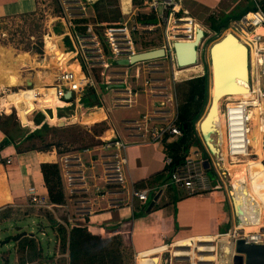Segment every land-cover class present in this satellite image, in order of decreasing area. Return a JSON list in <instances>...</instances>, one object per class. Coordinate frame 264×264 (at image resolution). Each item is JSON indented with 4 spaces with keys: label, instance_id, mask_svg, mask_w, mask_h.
Masks as SVG:
<instances>
[{
    "label": "crops",
    "instance_id": "obj_1",
    "mask_svg": "<svg viewBox=\"0 0 264 264\" xmlns=\"http://www.w3.org/2000/svg\"><path fill=\"white\" fill-rule=\"evenodd\" d=\"M96 1L98 0H94V2L91 0L92 4ZM126 1L124 0V6ZM262 1L180 0V5L185 10L192 12L194 17H199L206 9L208 14L220 13L224 19L238 16L254 5L259 10ZM38 6V0H0V21L33 14L37 12ZM132 7L134 8L133 5ZM129 9H131V3L127 11L124 10V12H128ZM184 21H187V23L192 22L187 28H191L193 31L199 28L192 19H185ZM54 52L53 54L57 53L56 56H58L59 51ZM197 69L198 67L195 66L178 70L177 76L180 72L197 73ZM174 74L172 73L167 78L160 76H158L159 79L152 78V80L158 81L156 87L163 86L166 91L158 90L157 94L155 93L150 97L134 95L131 104L124 105V102H122V99L129 97L128 92H126V95L123 93L122 98L119 95L114 97L110 102L112 104L106 100L104 95L100 96L98 94L103 105L100 121L105 123V127L101 132L102 135H97L95 138L100 140L102 137L116 136L126 144L128 166L126 167L125 183L123 185L106 183L103 165L108 161L106 155L109 153L102 150V141H99L100 143L93 147L78 149L73 147L62 152H58L57 149L54 151H39L22 148L25 142L19 145H10L0 150V158L3 160L11 158L12 160L10 165L0 164V220L16 224L19 220L16 216L21 214L19 212H24L25 216L19 221L26 222V226L29 225V220L32 221V225L37 222V224L43 225L44 228L46 227L45 232L48 228H51L54 238L55 231L52 229L54 223L62 224L69 230L76 225L87 224L92 234L105 239L121 236L125 245L134 251L136 264H142V260L155 258L159 260L157 264H161L162 259L171 260V264H173V259L179 258L177 250L181 247L177 246H186L191 251L194 248L198 249L199 245L218 242L219 240L216 241V239L225 236L223 232L233 225V219L231 213L224 211L217 200L224 202L228 210L229 202L233 196L232 191L228 192L226 190V187L220 181L223 178L219 179L212 169L214 176H211L204 169L206 174L204 184L206 187L199 192L190 194L186 188L174 186L171 179L165 180L168 176L167 169L169 167L166 166L165 161L167 156L171 157L168 145L177 142L180 138H172L170 141L165 140V143L160 145L150 142L149 133L153 127L162 126L177 116L178 110L174 108L175 94L172 93L176 85ZM16 86L18 85L5 87ZM103 88L105 94L109 90L115 93L124 90L115 88L112 85H105ZM39 89L41 88L37 87L31 91H24L25 97L14 96L9 103L15 104L17 111L29 108L32 96ZM251 92L246 91L245 93L250 95ZM212 93L213 91H211V96ZM142 100H146L147 107L146 109L143 108L142 118L139 121L114 116L116 109L139 107ZM91 108L96 110V104L92 103ZM89 110L91 111V109ZM52 111L54 118L50 121L55 123L59 114L55 109ZM97 112L94 116L101 115L100 110ZM44 115L46 121L49 116ZM88 116L90 117L89 114ZM4 139L5 134L0 129V143ZM204 149L208 153L205 146ZM192 150H195V154L197 153L196 158L190 155ZM202 156L206 158L202 148L192 146L186 154L185 163L188 161L196 164L203 163L204 166L205 159H201ZM46 163L59 165L66 201L63 205L51 204L49 208H38L29 205L27 195L29 188H35L40 196L49 201L48 190L41 172V165ZM239 166L247 170L246 174L249 175V178L246 179L245 176L238 175L237 170L234 168ZM229 171L230 176L234 178V192L238 208L243 210V213H239V216L236 215L240 219V229L247 230L261 225L264 215V168L257 160V162L244 165H237L236 163ZM67 174H71V178L75 179L69 182ZM149 180L155 185L161 182L166 183L158 188L155 185L151 186ZM246 180H250L251 184ZM217 181H220V184L214 183ZM210 182L214 185L211 190L207 186ZM134 190H148L150 192L148 201L144 203L134 197L132 194ZM160 190L163 191L161 196L153 209L147 213V208L152 201L151 194L155 193L156 195ZM208 193L212 194L211 200L207 198ZM220 193L223 195L222 197L218 195ZM142 211H144L142 217L136 219L133 217L135 212L142 213ZM222 226L224 227L223 231H220ZM20 231L26 233V235L29 234L25 229ZM231 235L220 240L228 239ZM262 243H264V237ZM206 249L205 252L211 254L216 251L217 257L216 246L207 247ZM189 253L188 257L192 260L191 252ZM167 254L170 255L169 259H167ZM209 259L213 260L212 257Z\"/></svg>",
    "mask_w": 264,
    "mask_h": 264
},
{
    "label": "rangeland",
    "instance_id": "obj_2",
    "mask_svg": "<svg viewBox=\"0 0 264 264\" xmlns=\"http://www.w3.org/2000/svg\"><path fill=\"white\" fill-rule=\"evenodd\" d=\"M146 2L148 3L147 5H145ZM150 2L151 0H130L131 9H129V13H125L123 10L124 0H103L100 4V10H94L91 0H38L39 6L37 12L1 20L0 76L3 72H9L11 73V75H15L18 77L19 83L16 87H2L0 85V109H2L3 106H7L8 109L11 108L10 114H3V116H0V124H2L4 128H7L9 132H12L13 136H20L24 133L30 132L31 129L29 127L24 128L21 126V124L18 123V126L16 128L15 126L13 127L15 122L19 121L17 119V113L14 107L12 105V107L10 106L11 103L9 104V102H11V98H14V96L25 97L26 94L24 93V91H31L37 87L43 90L51 89L52 86H54L53 84H55V79L62 70L75 69L78 64H82L85 67L84 71L86 75H89L94 80L95 84L94 87H92L93 90L89 89L86 92L87 95L85 99H89L94 92L97 95L99 94L100 96L104 95L109 103L112 102V99L114 97H117L119 95L122 98V94L124 93L126 95L127 93L117 92V94L112 90H109L108 93L105 94L103 86L106 85V80H111V82L117 83L126 81L130 88L137 87L138 89L137 91L133 90V96L134 94H138L139 97H144L145 95L150 97L155 93L157 94L158 90L166 91L163 86L156 87V85H158V81L152 80V78L159 79L158 76L167 78L169 77V75H172V73H175L176 75L174 74L173 76L176 78V81H174L176 82V85L172 90V93L175 94V110L176 108L178 110V104H181L183 99L185 98L184 93L186 92V89L188 87H185L184 84H186V82L191 79H195L203 76L204 74H207L209 75V100L203 114L204 116L212 97L209 49L214 42H216L227 32H229L228 30L233 26L234 21L231 22L228 29L222 30L221 33H216L211 28V25L216 26L220 24L223 16L220 13L213 12L214 14H208V10L204 9V11L202 10L203 13L199 17H194L192 12L186 10L188 11V14H184V12L181 10L179 13H177V15L174 14V16H172V14H170L172 13V8L164 10V14H162V7H158V9L155 11V8L149 7ZM132 5L134 6V8L132 7ZM185 19L194 20V23L200 25L207 32V34L200 47V58L199 64L197 65L199 67L197 69V73L180 72L177 76V72L179 71L174 60L173 52H171L170 50V46L172 40L174 39L187 38L188 35L186 33V30L188 27V23L187 21H184ZM69 20L73 22L79 36L82 37V39L84 38L81 43H77L74 40L76 48L73 47V44L70 41V37H67V34L71 32L68 24ZM102 20H105V22H103ZM107 26L116 27L118 29L126 26L131 32L135 50L137 53H140V51L144 52L155 47L161 48L162 46H165L167 47V57L160 58L154 61L139 63L131 66L129 69H127L128 67L115 68L110 64V60L107 63L108 66H106L104 62L107 60V58L110 57V54L104 55V58L102 57V55L98 52L96 43L93 41V36H98L101 43L100 45L101 47H103V51L106 50V45L104 44V30ZM134 27L136 28L135 30H133ZM236 32L237 35H240L239 31ZM123 36L124 35H117L118 38H123ZM53 38L55 39L57 45L61 49H63L64 53H66L67 55V59L63 62L57 60L59 54L58 56H56L57 53L51 54L50 50L47 49L46 41ZM67 39L72 44V46H69ZM119 41L122 42L120 43V46L122 48L129 49L130 45H128L125 40L119 39ZM259 63L260 62L258 58L252 57V60H250L251 87H248L246 85L243 86V84H245L244 82H246L244 78H237L235 80V82L240 86L246 88L245 92L252 91L250 99H247L245 101L248 102L249 100L253 99L255 104H258L259 100H261L262 102L258 89H261V92H263L262 90H264V75L262 66L258 67L257 65ZM181 70L183 69L181 68ZM28 82H31L32 85L29 86ZM99 95L98 99L93 100L92 103L97 102L96 104H98V107L102 108V100ZM231 97V100H240V98L234 96ZM224 101L225 99L221 100V117L219 119L221 130L223 133V141L225 140V124L223 122V113H225ZM85 102L86 100H84L83 103L85 104ZM131 102L132 96L130 98L125 97L123 104H131ZM146 107V100H142L139 107H134L133 109H116L114 116L116 118H131V120L139 121L142 118L141 116L143 113V108L146 109ZM45 108L46 107L38 108L37 113H35V115L33 116V119L39 117L41 114L44 115L43 110L46 111V114L49 116V118L53 119L54 117L52 116V110L55 107H51L52 110H49L47 108V110H45ZM12 110H14V113H12ZM57 110L59 112L58 117H60L61 114L62 116L68 117L73 114L75 108L73 107L72 109L67 110V112H61L59 108H57ZM203 116L201 117V119L203 118ZM100 118H102V115L93 117L84 116L81 121L79 119L78 121L74 120V122L68 121L69 123H65V125L57 124L58 121H56L52 129L45 132L40 137H35L31 141L25 142L22 145V148H35V150H45L48 145L52 144L54 147L53 149H51V151L57 149L58 152H62L63 150H68L73 147L74 149L86 148L91 146L93 147L101 142V140H97L95 137L97 135L101 136V132L105 127V123H101V121H98V119ZM262 118L264 119V114L262 115ZM200 120L196 123L197 130ZM22 123L24 124V122ZM255 129L258 128L256 127ZM250 148V155L248 157L240 156V161L237 162V165L257 162V160L261 165H263L262 162L264 160V134L262 136V139L257 143V147L253 149L252 147ZM194 151L195 150H192L190 155H192L193 158H196L195 155L197 153L195 154ZM224 157H226V155ZM201 159L210 161V168L217 174L220 179L222 172H218L220 171L219 168H215V166L213 165V160L210 158L209 154L207 158H205V156H202ZM225 159L226 158H224V160ZM231 161L232 159L227 156L226 162L231 163ZM196 165L199 168V163H197ZM230 169H232V167ZM234 169L237 170L238 175H243L246 179L249 178V175L246 174L247 170L244 167L240 168L239 166ZM222 177L223 180L220 179L222 185L226 187V190L228 192H230L232 190L230 179L228 178V176L227 178H225V176ZM232 179V183H234V178L232 177ZM220 181L214 183L220 184ZM247 182L251 184L250 180ZM207 186H209V190L214 187L211 182ZM215 192L217 193V191ZM218 195L221 197L223 196L221 193ZM207 198L208 200H211L212 194L208 193ZM217 201L220 204L218 205L223 208L224 211L226 210L231 213L233 219V225L230 227V229H226L227 235L224 233L223 235L225 236H221L220 239L229 236L230 232L232 236L235 235L236 237L243 236L246 232L247 234H264V215L261 225L249 228L247 230L240 229L238 217L233 210L232 200L229 202L228 210L227 205L224 202L222 203L220 202V200ZM19 213L21 214L16 217L20 220L23 216H25V213ZM19 220L16 223L17 226L12 222L6 223L0 220V264H26V261L29 262L28 264H39L38 260L40 259L37 256V254H39V250L40 253L44 254V256L57 257V262L55 264H68L69 260L67 254L61 256H57V254H55L56 243L54 241L53 231L51 230V228H48L45 232L46 227L44 228L43 225H40L39 223L37 224V222L35 225H32V221L29 220V225L26 226V222ZM223 228L224 227L222 226L220 231H223ZM24 229L31 234H35L36 239H39H37L38 241L35 240L37 248L36 251L30 249L32 251L31 255L35 253L33 262L31 260L30 251L25 252L16 244L17 241L25 236L15 241V239L23 233L20 230ZM220 239H216V241ZM39 244L41 245V247L39 246ZM214 245L217 246V242L209 245H199L198 249L194 248L191 249V251L186 246H177L181 247L177 250L179 258L173 259V264H216V251L214 254L205 252L207 251V247H215ZM40 248H42V250ZM189 252H191V258L193 261L188 257V254H190ZM168 255L169 254H167V257L169 259L170 255ZM211 257L213 258V260L209 259Z\"/></svg>",
    "mask_w": 264,
    "mask_h": 264
},
{
    "label": "built area",
    "instance_id": "obj_3",
    "mask_svg": "<svg viewBox=\"0 0 264 264\" xmlns=\"http://www.w3.org/2000/svg\"><path fill=\"white\" fill-rule=\"evenodd\" d=\"M82 3V2H81ZM148 3L146 2L145 5ZM177 6H179V9H177ZM149 7L155 8V11L158 9V7H162L161 13L164 14V10H168L172 8V16L177 15L181 10L184 12V14H188V11L182 8L180 5V0H151L149 3ZM69 29L70 33L67 34V37H70V41L73 44V47H75V42L81 43V41L84 40L82 37L79 36V34L76 31V28L69 20ZM192 22L188 23L187 26L191 25ZM136 28L134 27L133 30ZM229 32H232L237 35L236 31L240 32V35H237L238 37L241 36L243 39L242 41L249 47L250 51V60L252 51H256L257 57L259 60V66H262V71L264 75V13L261 9L246 14L239 20L234 21L233 26L228 30ZM105 37H104V44L106 45V50L103 51V47H101L100 40L97 35L93 36V41L96 43V47H98V52L102 55L104 58V55L110 54V57L107 58V60L104 62L107 65L108 61L114 60V59H124L129 58L132 55L137 54L134 46V42L132 39L131 32L129 29L125 26L123 28H116V27H110L107 26L104 30ZM193 30L191 28H187V38H192L193 36ZM117 35H124L123 38H118ZM125 38V39H124ZM119 39L125 40V42L130 45L129 49L122 48L120 46ZM76 48V47H75ZM167 48V47H166ZM171 50V47H170ZM109 77V76H108ZM264 77V76H263ZM253 79V77H252ZM148 81V80H147ZM51 89H54L57 102L53 104V106H47V109H52L51 107H55L54 109L59 114L57 108L61 110V112H67V110L75 108L74 112L70 116H61L56 117V121H64L65 123H69L68 121L74 122L78 121V119L81 121L84 116L90 115L89 109H82V105L84 104L85 97L87 95V91L89 89H93L94 87V80L89 76L86 75L83 65L78 64L75 69L72 70H62L61 73L57 76L55 79V84H53ZM106 85H112L115 88H121L124 89L122 92H128L129 97L133 96V90L137 91V87L130 88L128 87L126 81L123 82H111V80H106ZM264 88V86H263ZM262 101H264V90L261 92V89H258ZM70 91L72 93V97L70 100L66 99L67 92ZM258 93V92H257ZM256 93V94H257ZM136 95V94H134ZM258 99V98H257ZM259 100V99H258ZM261 101V100H260ZM122 102H124V99H122ZM231 102V103H230ZM83 103V104H82ZM254 104L253 99L249 100L248 102L243 100H227L224 101L225 106V113L223 117L224 122V128H225V135H224V145L226 148V158L227 156L230 157L233 156H242V149L244 147V141L243 140V132L244 129H239L240 123L239 120H241V114H245L247 110L251 107L250 105ZM13 106L18 117V111L14 104H10V106ZM11 106V107H12ZM45 108V110H47ZM95 111H98L103 109L100 107L95 108ZM11 110V108H10ZM244 110V111H243ZM13 112V110H12ZM39 113V112H38ZM0 114L8 115L10 114L8 112L7 106H3L2 109H0ZM43 114H46V111L43 110ZM57 114V115H58ZM47 115V114H46ZM45 116V115H44ZM20 118V117H19ZM246 119V118H245ZM51 118H47L46 121H50ZM98 119V121H100ZM234 122H238L239 125L234 126ZM56 123V122H55ZM55 123H52L55 125ZM77 123V122H75ZM236 127V128H235ZM244 127L246 128L247 133L249 132L248 127V121H245ZM182 131L177 124V116L173 120L168 121V123L159 126V127H153L150 130V142L153 144H163L165 143V140L170 141L172 138H181L182 137ZM102 141L101 146L102 150H106L107 154L106 157L108 158V161L103 165V170L105 173V179L106 183H115L119 185H123L125 183V171L126 167L128 166V157L126 154V144L116 138V136L111 137H105L100 138ZM228 152V153H227ZM172 158L168 157L166 158V166H170L172 164ZM5 163L6 165H10L12 163L11 158H7L3 160L0 158V164ZM214 165V163H213ZM215 166V165H214ZM71 174H67L68 181L71 182L74 179L71 178ZM206 174L204 171L203 163L199 164V168L197 165L193 162H187L181 166L176 167L171 172V183L179 188H186L188 190V193L194 194L196 192H199L200 190H203L206 186L204 184V178ZM134 197H137L140 201L146 203L149 199L150 192L148 190H134L132 192ZM28 201L29 205L38 207V208H49L51 206L50 201H48L46 198L40 196L35 188H29L28 190ZM1 212V208H0ZM246 230V229H245ZM227 235V234H226ZM231 235V232L230 234ZM264 234H253L247 232L243 236L236 237L234 235L235 239L242 238L245 239L247 242L251 243H262ZM169 264H171V260L169 261Z\"/></svg>",
    "mask_w": 264,
    "mask_h": 264
},
{
    "label": "trees",
    "instance_id": "obj_4",
    "mask_svg": "<svg viewBox=\"0 0 264 264\" xmlns=\"http://www.w3.org/2000/svg\"><path fill=\"white\" fill-rule=\"evenodd\" d=\"M103 0H99L93 3L94 10H100V4ZM253 4V3H252ZM260 9L264 13V0L260 3ZM258 8L254 6L247 8L243 13L234 17L222 18L219 25H211V28L216 33H221L222 30L228 29L230 27L231 22L239 20L244 15L257 11ZM155 20V19H154ZM105 22V20H102ZM151 21V20H149ZM86 30V29H84ZM69 46L72 44L67 39ZM252 60V57H251ZM199 67V66H197ZM83 68H85L83 66ZM198 71V70H197ZM207 74H204L201 77L191 79L184 84V86L188 87L186 92L184 93L185 98L183 99L181 104H178V113H177V124L179 125L182 131V137L173 144L168 145L169 153L171 154L172 164L168 167V176L165 180L171 179V172L178 166L185 164L186 154L189 152L192 146H197L202 148L203 152L206 154V158L208 156L206 150L204 149L203 142L199 136L196 123L203 116L208 100H209V82H208ZM244 80V79H242ZM246 86H249L248 82H244ZM93 90V89H90ZM54 89H39L31 99V106L22 110L19 115H23L24 124L21 119L17 115V119L19 122H15L13 127L15 128L18 124H21L22 127H29L31 129L30 132L24 133L20 136H13L12 132H9L7 128H4L2 124H0V129L5 134L4 145L1 146L0 150H3L4 147L10 145H19L23 142L31 141L35 137L42 136L45 132L52 129L53 124L45 121V116L40 115L39 117L32 120L35 113H37L38 108L53 106L54 103L57 102L54 97ZM234 97L240 98V100L250 99L251 94L249 93H234L231 94ZM248 97V98H246ZM230 98H225V101L231 100ZM98 95L93 92L92 96L89 99H85V103L92 104L93 100H97ZM95 103V102H93ZM97 103V102H96ZM211 103V99H210ZM209 103V106H210ZM208 106V108H209ZM221 106V101L219 102V107ZM207 108V109H208ZM10 113V109H8ZM14 113V110L13 112ZM98 112L95 110L90 111V116H94ZM0 116H3L0 114ZM18 123V124H17ZM33 126V127H32ZM104 130V129H103ZM102 130V131H103ZM16 138V139H15ZM18 138V140H17ZM53 145H48L45 150L39 151H49L53 149ZM35 150V148H32ZM264 166V160H263ZM264 168V167H263ZM41 172L43 174L44 183L48 190L49 201L53 205H63L65 203V193L60 173V168L58 164L55 163H46L41 165ZM163 175V174H161ZM164 180V181H165ZM150 181V180H149ZM150 185H155L152 181L149 182ZM166 182H161L155 186L161 188V186L165 185ZM144 211L142 213H134L133 217L139 218L142 217ZM52 229L55 231L54 241L56 243V252L57 256L68 255V264H136L135 253L132 248H129L125 245L123 238L121 236H114L109 239H105L103 237L92 234L89 231V227L87 224L85 225H76L72 229H67L64 225L59 223H54L52 225ZM230 229V228H228ZM226 234L227 231L223 232ZM38 239V238H37ZM35 234L29 233L22 239L16 242L18 247H20L23 251H30L31 260L35 257V253L31 255V250L36 251V242L37 240ZM39 240V239H38ZM37 240V241H38ZM41 247V245L39 244ZM18 249V248H17ZM42 250V248H40ZM40 260L39 264H55L57 257L44 256V254H37ZM53 261V262H52ZM25 263V262H23ZM29 262L26 261V264Z\"/></svg>",
    "mask_w": 264,
    "mask_h": 264
},
{
    "label": "water",
    "instance_id": "obj_5",
    "mask_svg": "<svg viewBox=\"0 0 264 264\" xmlns=\"http://www.w3.org/2000/svg\"><path fill=\"white\" fill-rule=\"evenodd\" d=\"M198 26L199 28L194 29L193 36L191 39H174L171 42V52H173L174 60L176 62L178 70H181V68L189 69L199 64L200 47L207 32L200 25ZM231 47H233L235 51L230 54L228 48ZM236 50L238 52L240 51V54H238ZM227 53L230 54L228 58L230 60V63L228 65V74L230 76L229 79L227 77V79L224 78V72L226 71L224 68L223 59L226 58ZM167 54V48L165 46H162L161 48L150 49L144 52L137 53L135 55L130 56L129 58L111 60L110 64L112 66L130 67L139 63L165 58L167 57ZM209 66L211 73V91L213 88V94L210 106L207 109L202 120L199 122L198 132L203 142V145L207 149L210 158L213 160L215 168H219L220 171L218 172H222L221 177L225 176V178H227V175H225L224 173L223 166V140H221L219 144L216 143L221 139V136H218V131L215 128L218 103L221 100H224L225 98H230V96H232L231 94L245 92L246 88H243L238 83H236L235 79L244 78L250 86L251 67L249 47L241 39L237 38L232 32H227L224 36H222L219 40H217L210 46ZM28 85L31 86L32 83L28 82ZM71 97L72 93L68 91L66 94V99L70 100ZM96 108H98V104H96ZM99 110L100 114L102 115V110ZM19 117L21 121L24 122L23 115H19ZM57 124L65 125V122L59 121ZM4 143L6 142H1V146L4 145ZM210 166V161L205 160L204 169L208 171L211 176H214L215 174L211 171ZM228 178L230 179V184L232 187V205L234 208V212L237 216H239V213H243V210L241 208H238L236 202L234 184L232 183V176H228ZM162 192L163 191L160 190L156 195L155 193L151 194L152 201L150 202L147 208V213H149L153 209L155 203L158 201ZM238 223L240 225L239 218ZM25 235L26 233L21 234L15 239V241L19 240L22 236ZM225 243H229V249L227 258L228 260L224 263L223 259L221 258L223 256L222 246L225 245ZM223 247L226 248L225 246ZM217 258V264H264V243H251L247 242L245 239L242 238L235 239L234 236H232L228 240V242L218 243ZM161 264H169V260L162 259Z\"/></svg>",
    "mask_w": 264,
    "mask_h": 264
},
{
    "label": "bare ground",
    "instance_id": "obj_6",
    "mask_svg": "<svg viewBox=\"0 0 264 264\" xmlns=\"http://www.w3.org/2000/svg\"><path fill=\"white\" fill-rule=\"evenodd\" d=\"M129 5H130V1L127 0L126 1V4L124 6V10L127 11V9L129 8ZM177 9H179V6H177ZM235 35V34H234ZM236 36V35H235ZM238 38V36H236ZM69 39V38H68ZM239 39H243L241 36L239 37ZM46 45H47V49L50 50V53L52 54L54 51V53H56V50L59 51V56H58V61L60 62H63L64 60L67 59V55L66 53H64L63 49H61L55 39H49L46 41ZM71 46V45H70ZM67 48V47H66ZM68 49V48H67ZM228 51L230 52V54L235 51V49H233V47L231 48H228ZM237 51V50H236ZM238 52V51H237ZM230 54H226V58H224V68H225V71L224 72V75L225 77L224 78H230L229 74H228V65L230 63V60L228 59ZM238 54H240V51L238 52ZM252 55L254 58H258L257 57V53L256 51H252ZM225 57V56H224ZM52 63V62H51ZM239 65V63H238ZM10 67V66H9ZM3 68V67H2ZM62 69V68H61ZM61 73V72H60ZM231 75V74H230ZM237 75V74H235ZM226 78V79H227ZM236 80V79H235ZM18 77L15 76V75H11V73L9 72H3L0 76V85L2 87L4 86H13V85H18ZM227 84V83H226ZM263 91V90H262ZM213 94V93H212ZM13 98V97H12ZM11 98V99H12ZM212 100V98H211ZM10 104V103H9ZM251 107L249 108V110L246 111V113L243 115L241 114V120H239V123H240V126H239V129H244V132H243V140H245L244 142V147L242 149V153H243V156L244 157H248L251 153L250 151V147L253 148H256L257 147V143L262 139V136L264 134V119L262 118V115L264 114V101H260L259 100V103L258 104H251L250 105ZM83 108L84 109H92L91 108V104L90 103H85L83 104ZM244 111V110H243ZM21 110L19 109L18 113H20ZM221 106L219 107V103H218V110H217V119H216V122H215V128L217 129L218 131V136L220 137L221 136V139L216 142L217 144H219L221 142V140H223V133H222V130L220 129L221 128V125H220V122H219V119L221 117ZM223 116H224V113H223ZM204 117V116H203ZM246 118V119H245ZM202 120V119H201ZM200 120V121H201ZM248 121V127H249V132L247 133L246 131V128L247 127H244V124H245V121ZM252 121V122H251ZM239 125L238 122H234V126H237ZM258 128V129H255V128ZM236 128V127H235ZM222 148H223V154L225 156L226 154V148H225V145H224V141H222ZM228 153V152H227ZM231 163L230 162H226L227 161V158L224 160V173L225 175L227 176H230V171L229 169L231 167H233L234 165H236V163L239 160V156H233L231 155ZM242 161V160H241ZM232 189V188H231ZM232 191V190H231ZM237 202V201H236ZM232 237V235L228 238V239H225V240H219L217 242V245L219 242H228V240ZM223 246H225L226 248H224ZM222 246V249H223V256L221 259H223L224 263L227 262V258H228V249H229V243H225V245ZM216 249H217V246H216ZM159 260L157 259H146L145 261L142 260V264H157ZM216 261L218 262V258L216 257Z\"/></svg>",
    "mask_w": 264,
    "mask_h": 264
}]
</instances>
